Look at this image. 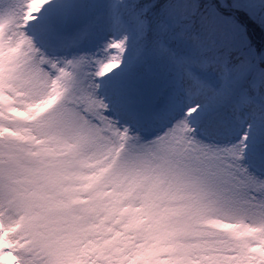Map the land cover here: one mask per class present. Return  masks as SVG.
Masks as SVG:
<instances>
[{
    "label": "snow or ice",
    "instance_id": "obj_1",
    "mask_svg": "<svg viewBox=\"0 0 264 264\" xmlns=\"http://www.w3.org/2000/svg\"><path fill=\"white\" fill-rule=\"evenodd\" d=\"M0 264H264V0H0Z\"/></svg>",
    "mask_w": 264,
    "mask_h": 264
}]
</instances>
